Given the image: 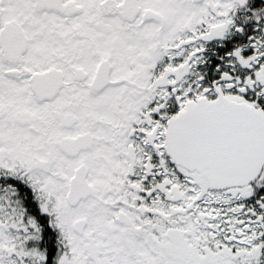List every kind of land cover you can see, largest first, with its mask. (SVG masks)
<instances>
[{
	"label": "snow or ice",
	"instance_id": "obj_1",
	"mask_svg": "<svg viewBox=\"0 0 264 264\" xmlns=\"http://www.w3.org/2000/svg\"><path fill=\"white\" fill-rule=\"evenodd\" d=\"M0 264H264V0H0Z\"/></svg>",
	"mask_w": 264,
	"mask_h": 264
}]
</instances>
